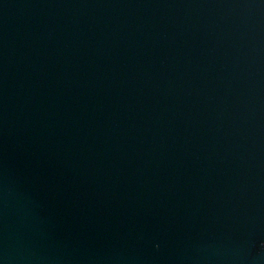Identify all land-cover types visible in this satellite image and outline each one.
Listing matches in <instances>:
<instances>
[{
	"label": "water",
	"instance_id": "1",
	"mask_svg": "<svg viewBox=\"0 0 264 264\" xmlns=\"http://www.w3.org/2000/svg\"><path fill=\"white\" fill-rule=\"evenodd\" d=\"M0 264H264V0H0Z\"/></svg>",
	"mask_w": 264,
	"mask_h": 264
}]
</instances>
